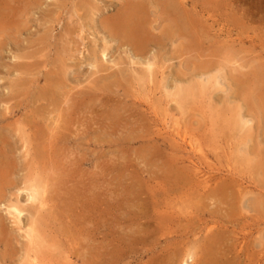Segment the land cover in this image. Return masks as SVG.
I'll return each instance as SVG.
<instances>
[{
	"label": "rangeland",
	"instance_id": "374dc122",
	"mask_svg": "<svg viewBox=\"0 0 264 264\" xmlns=\"http://www.w3.org/2000/svg\"><path fill=\"white\" fill-rule=\"evenodd\" d=\"M0 165V264H264V0H0Z\"/></svg>",
	"mask_w": 264,
	"mask_h": 264
},
{
	"label": "bare ground",
	"instance_id": "6f19581e",
	"mask_svg": "<svg viewBox=\"0 0 264 264\" xmlns=\"http://www.w3.org/2000/svg\"><path fill=\"white\" fill-rule=\"evenodd\" d=\"M128 4V3H127ZM124 5V4H123ZM164 5H165V7L167 8V9H169L168 7H169V5L167 4V3H164ZM142 6L141 5H135L134 7H133V9H132V11H130L129 13H127V14H122V15H119V18L118 19H115V20H113V21H108V22H106V23H104V28L105 29H107V31H110L111 33H112V35L114 36V37H116V38H119V39H121V40H123L124 42H126V43H129L130 45H132V46H134L135 47V49H136V51H141V47H142V44L145 42V25H144V19H143V17H142V14H143V8H141ZM164 7V6H163ZM165 8V9H166ZM123 9V8H122ZM121 10V9H120ZM164 11V10H163ZM145 13H147L146 11H144ZM121 14V13H120ZM178 21V20H177ZM147 22H148V20H147ZM146 23V22H145ZM148 24V23H147ZM147 27H149L148 25H147ZM151 31H152V29H151ZM169 36V35H168ZM123 42V43H124ZM146 45V44H145ZM149 45V44H148ZM144 47V46H143ZM144 49V48H143ZM94 53V52H93ZM104 56H106L105 55V51H103V57ZM64 63V62H63ZM23 64V63H22ZM61 65H62V63H61ZM24 66V65H23ZM94 66V65H93ZM147 66L151 69V63L149 62V63H147ZM153 66V65H152ZM66 67H67V65H66ZM21 68V67H20ZM62 70V69H61ZM147 70H148V68H147ZM149 71V70H148ZM25 72V71H24ZM63 72V71H62ZM65 72V71H64ZM57 73H59V72H57ZM54 74V73H53ZM23 75V74H22ZM27 75H29V74H26V76ZM61 74H59V76H60ZM65 75H66V73H65ZM63 76V75H62ZM61 76V77H62ZM47 78V77H46ZM55 78V77H54ZM24 79V78H23ZM45 80V79H44ZM63 79H58V80H55V83L53 84L51 81V83H52V85H50V86H48V87H46L44 90H42L39 94H40V98L42 99V98H51V100H52V105L54 104V103H58L57 101H58V98H61V96H62V93H63V91H61L60 89H62L61 88V86H63V84H64V80L62 81ZM21 81V80H20ZM49 81V80H48ZM53 81H54V79H53ZM22 82H24V81H22ZM26 82V81H25ZM45 83V82H44ZM49 83V82H48ZM21 84H23V83H21ZM24 86V85H23ZM43 86H44V84H43ZM204 86V85H203ZM42 87V86H41ZM65 87V86H64ZM63 89H65V88H63ZM107 89H109V87L107 88ZM104 90H106V89H104ZM107 91V90H106ZM109 91V90H108ZM107 91V92H108ZM64 92H66V90L64 91ZM97 92V91H96ZM103 92V91H102ZM38 94V93H37ZM38 94V95H39ZM92 94V93H91ZM101 94V93H100ZM108 94V93H107ZM70 95V94H69ZM94 95H96V93H94ZM99 95V94H98ZM97 95V96H98ZM84 96V95H83ZM91 96V95H90ZM67 97V96H66ZM93 97V96H92ZM35 98H36V96H35ZM37 98H39V97H37ZM81 98V97H80ZM86 98V97H85ZM48 101V100H47ZM50 101H48V103H49ZM251 102V101H250ZM61 103V102H60ZM56 105V104H55ZM60 105V104H59ZM58 105V106H59ZM55 107V106H54ZM57 107V106H56ZM60 107V106H59ZM58 108V107H57ZM60 109V108H59ZM54 111V110H53ZM57 121V120H56ZM68 122V121H67ZM244 126V125H243ZM70 127V126H69ZM180 139V138H179ZM182 139V138H181ZM41 140V139H40ZM27 142V141H26ZM191 142V141H190ZM43 143V142H42ZM44 144V143H43ZM42 144V145H43ZM53 145V144H52ZM39 147V146H38ZM51 147V146H50ZM0 166H2V165H0ZM14 169V168H13ZM3 171V170H2ZM4 172V171H3ZM3 174V173H2ZM36 181V180H35ZM1 182V181H0ZM32 183V182H31ZM40 183V182H39ZM34 184V183H33ZM31 185V184H30ZM35 185V184H34ZM33 186V185H32ZM28 188V187H27ZM30 188V187H29ZM28 188V190H32V188H30L29 189ZM34 188H35V186H34ZM33 188V189H34ZM36 189H37V185H36ZM18 191H20V190H18ZM22 191V190H21ZM33 191V190H32ZM35 191H37V190H35ZM39 191V190H38ZM19 193H21V192H19ZM33 192H31V194H32ZM48 194V193H47ZM28 195H30V193L28 194ZM33 195V194H32ZM31 196V195H30ZM34 197V196H33ZM32 196H31V198L30 199H36V198H33ZM38 199V198H37ZM36 199V200H37ZM42 199H44L43 197H42ZM1 200V199H0ZM15 200H16V198H15ZM17 200H19V199H17ZM27 200H29V198L27 199ZM33 200V201H34ZM38 201V200H37ZM36 201V202H37ZM11 202V201H10ZM43 202V201H42ZM16 203V202H15ZM34 203V202H33ZM39 204H40V202H39ZM41 204H43V203H41ZM16 208V207H15ZM9 209V208H8ZM10 210V209H9ZM32 210H34V209H32ZM36 210V209H35ZM30 212V211H29ZM36 212V211H35ZM12 213V212H11ZM34 213V212H33ZM47 213V212H46ZM46 213H43V214H46ZM13 214V213H12ZM11 214V215H12ZM47 215H48V213H47ZM42 216V215H41ZM37 218H39L38 216H37ZM51 219V218H50ZM44 221V220H43ZM1 222H2V220H1ZM35 222V221H34ZM43 222H41V224H42ZM1 225H3V224H1ZM40 225V224H39ZM3 227V226H2ZM42 227V226H41ZM32 232V231H31ZM30 233V232H29ZM11 234V233H10ZM3 236V235H2ZM1 236V237H2ZM33 237V236H32ZM33 239V238H32ZM1 241V240H0ZM6 241V240H5ZM33 241V240H32ZM8 243H10V242H8ZM34 243V242H33ZM33 246V245H32ZM8 247V246H7ZM5 248V247H4ZM32 249V248H31ZM8 250V249H7ZM5 251V250H4ZM46 251V250H45ZM216 251V250H215ZM9 252H10V250H9ZM26 252V251H25ZM42 252V251H41ZM11 253V252H10ZM30 253V252H29ZM6 253H4L2 256H4ZM12 254V253H11ZM28 254V253H27ZM27 254H26V257L27 258H29L28 256H27ZM32 254V253H31ZM211 256V255H210ZM213 256V255H212ZM211 256V257H212ZM31 257V256H30ZM39 257V256H38ZM42 258V257H41ZM4 259H5V256H4ZM47 259V258H46ZM187 264V263H186Z\"/></svg>",
	"mask_w": 264,
	"mask_h": 264
}]
</instances>
